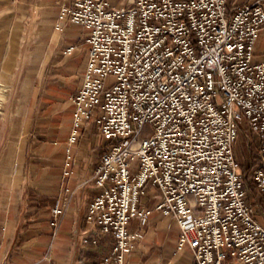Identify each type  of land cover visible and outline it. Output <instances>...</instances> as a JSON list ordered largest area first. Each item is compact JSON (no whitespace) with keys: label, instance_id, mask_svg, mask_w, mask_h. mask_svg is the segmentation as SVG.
<instances>
[{"label":"built area","instance_id":"2783aa9c","mask_svg":"<svg viewBox=\"0 0 264 264\" xmlns=\"http://www.w3.org/2000/svg\"><path fill=\"white\" fill-rule=\"evenodd\" d=\"M66 25L81 27L87 60L63 176L82 130L93 126L106 146L82 239L111 236L97 264H127L140 237L129 221L154 210L175 221L192 264H264V224L234 151L240 130L254 135L250 180L264 198V0H68L55 26ZM69 200L51 209L54 228Z\"/></svg>","mask_w":264,"mask_h":264},{"label":"crops","instance_id":"0c3cea01","mask_svg":"<svg viewBox=\"0 0 264 264\" xmlns=\"http://www.w3.org/2000/svg\"><path fill=\"white\" fill-rule=\"evenodd\" d=\"M245 1L231 0L236 4ZM67 2L0 0V264H97L112 247L110 235L102 236L98 245L85 247L82 242L93 230L85 222L87 206L100 190L89 179L106 147L93 126L82 130L87 131L93 150L82 156L81 144L73 146L71 174H62L72 121L70 98L81 84L87 60L81 27L55 26L60 5ZM47 31L51 35L48 44ZM39 39H44L39 56L43 55L45 68L28 76V53ZM67 46L74 48L64 54ZM51 75L55 78L47 81ZM30 80L33 108L29 104L32 96L27 106L19 104L25 82ZM36 101H42L38 110L43 106L48 109L49 105L54 112L58 108L68 129L62 134L64 147H54V160L50 159L51 151L39 150L32 143L31 118L38 106ZM91 154L95 155L90 159ZM65 196L69 203L54 228L50 225L51 209ZM154 200L149 197L147 205L152 206ZM129 224L131 233L138 231L140 237L127 255V264H150L153 257L149 252L155 246L162 248L160 262L164 260V264H192L188 248L176 249L179 228L171 217L154 210L147 221L138 220L143 229Z\"/></svg>","mask_w":264,"mask_h":264},{"label":"rangeland","instance_id":"374dc122","mask_svg":"<svg viewBox=\"0 0 264 264\" xmlns=\"http://www.w3.org/2000/svg\"><path fill=\"white\" fill-rule=\"evenodd\" d=\"M116 4H119V1L116 2ZM51 37L49 31H47V39H48V43L49 42V38ZM37 44H35L34 46H32L30 48V53H28V57L27 60L28 62V66H26V70H28L25 74L30 76L32 73H39L41 71V69L44 67L43 66V61H44V57L41 54V56H39V53L43 52V43H44V39H39L36 41ZM264 44V32L262 37L259 40V49L261 54L264 53V49H263V45ZM48 51L47 53L49 54V46L47 47ZM45 68V67H44ZM30 74V75H29ZM40 78V77H39ZM54 75H51V77H47L46 80L47 81H53L54 79ZM26 85L23 89V95L19 104H24L25 106L28 105V99L31 98V101L29 102L31 108H33L34 105V92L32 89V80H30V83H28V81L25 82ZM72 84H70L71 86ZM43 88H41L42 90ZM48 90V88H47ZM62 99V98H61ZM38 103V106H35L33 113L34 115H32L31 121H32V135H33V139H32V143L34 146H37L36 148L39 150H46L48 153L51 151L52 156H50L51 160H54V147L57 146H62V148L64 147V143H65V139L62 138V134H64L65 131H67L68 129L65 128V123L63 124L61 116L59 115V111L58 108H55V112L54 109L52 107V110L49 109V107L51 108V106H48V109H44V106L42 109L38 110L39 108V103L41 104L42 101H36ZM52 102H57V99H52ZM38 107V108H37ZM32 110L30 112H32ZM87 131H82L80 133V139L77 140V142L74 144L75 145H79L81 144V154L82 156L84 154H86L87 151H92L93 147H91V141L90 139H87L86 135H87ZM52 141H56V143H52ZM256 141H255V137L253 134L249 133L247 130L242 129L239 132L238 138L235 141L234 144V151L236 158H237V162L238 165L240 167L241 172L244 174L246 181V185H247V190L249 193V201L255 205L256 208V214H257V218L258 220L264 224V199L262 197V195H259V193L254 189L251 180H250V176H251V171L257 161V147H256ZM93 153V152H92ZM95 154H91L90 159L92 158V156ZM49 159V158H48ZM98 160V159H97ZM96 160V161H97ZM87 161V157L85 156L84 158V162ZM244 169H243V168ZM129 226H131L132 228H136L138 230L143 229L142 225L138 224V220L132 218L130 220V224ZM188 250V249H187ZM180 251V250H179ZM164 255L162 248H160L159 246H155L154 250L149 252V256L150 258L153 257V260L150 264H164V260H162V262H160L161 257Z\"/></svg>","mask_w":264,"mask_h":264},{"label":"trees","instance_id":"16d2710c","mask_svg":"<svg viewBox=\"0 0 264 264\" xmlns=\"http://www.w3.org/2000/svg\"><path fill=\"white\" fill-rule=\"evenodd\" d=\"M243 168V167H242ZM244 169V168H243ZM264 199V198H263Z\"/></svg>","mask_w":264,"mask_h":264}]
</instances>
